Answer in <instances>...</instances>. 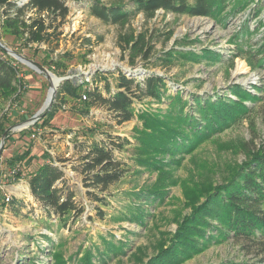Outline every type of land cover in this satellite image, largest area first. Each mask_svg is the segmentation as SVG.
<instances>
[{"label": "rangeland", "instance_id": "rangeland-1", "mask_svg": "<svg viewBox=\"0 0 264 264\" xmlns=\"http://www.w3.org/2000/svg\"><path fill=\"white\" fill-rule=\"evenodd\" d=\"M10 1L18 7L27 2ZM260 1L264 5V1ZM90 2L67 1V16L52 22V28L46 32L51 36L50 42L24 46L25 41L20 36L1 26L0 42L35 63L45 55L51 60L68 56L64 60V72L61 68L60 76L52 74L58 78L69 77L68 81L77 83L89 82L91 88L98 86L104 96L99 79L112 83L121 72L138 80L150 75L161 76L170 92L180 90L184 98L192 93L204 99L216 94L237 101L231 90L237 87L255 97V101H243L248 113L236 116L232 126L185 153L171 155L162 151L151 166L134 160L135 155L143 156L139 147L134 149L132 145L122 151L115 150L114 156L127 166V172L99 192L82 186V176L77 170L81 166L82 146L89 140L107 142L109 138H126L133 144V135L145 131L143 123L135 118L116 125L105 107L96 105L85 113L82 103L65 95L49 124L16 129V125L41 109L49 85L42 74L9 56L15 61L26 89L18 91L17 100L10 107L1 103L6 111L2 125L5 130L11 129L0 156V264H81L87 253L92 254L90 264H150L159 251L167 250L175 242L178 227L203 202L210 188L220 184L264 146V93L258 89L264 85V69L249 65L244 56L235 55L237 47L244 50L246 44L255 49L259 47L263 27L251 35L241 32L244 22L250 32L254 30L256 21L264 19V8L255 18L249 19L250 11L245 9L225 23L157 10L152 15L137 14L123 25H106L90 15ZM249 6L252 8L251 4ZM36 17L38 14L33 10H24L26 24L28 18ZM42 17L49 22L48 16ZM130 35L144 38L151 48L147 59L129 54L127 48L131 44L127 46L125 40ZM236 35L239 37L235 38ZM234 40L239 43L236 45ZM172 50L191 57L163 63L161 59ZM206 51L221 58L203 57ZM0 58L5 59L1 52ZM165 107L143 100L137 103L136 114L144 110L153 113ZM24 152L22 160L14 164L19 165L22 179L11 182L12 163ZM51 160L64 172L66 184L75 193L77 206L83 208L77 218L62 221L54 215L47 216L30 195L28 174L44 161ZM161 189L164 191L161 200L145 197ZM87 192L103 198L105 205L91 200ZM5 197L9 198L8 202ZM98 210L102 216L97 214ZM137 217L139 220H135ZM102 240L111 242L112 253L104 255ZM240 247L233 239L208 241L175 264L259 263L254 249L247 253Z\"/></svg>", "mask_w": 264, "mask_h": 264}, {"label": "trees", "instance_id": "trees-1", "mask_svg": "<svg viewBox=\"0 0 264 264\" xmlns=\"http://www.w3.org/2000/svg\"><path fill=\"white\" fill-rule=\"evenodd\" d=\"M67 1L82 0H27L21 7L10 0H0V26L11 34L20 36L25 41L24 46L28 43L50 42L51 36L46 32L52 28V22L58 18L63 20L67 16ZM90 1L88 12L106 25H123L137 14L152 15L157 10L174 15L204 17L225 23L229 17L245 9L250 11L249 19L255 18L264 8L260 0L257 2L255 0H130L128 4L120 0ZM25 9L33 10L38 14L34 19L28 18V24L23 19ZM42 15L48 16V23ZM262 27L264 28V19L256 21V26L251 32L247 22H244L241 34L251 35L259 32ZM125 41L127 46L131 44L127 48L130 55L148 58L151 48L146 45L142 36L130 35ZM234 41L236 45L239 43L238 40ZM258 45L256 49L249 44H246L245 50L237 47L235 55L244 56L249 65L264 69V34ZM0 52L5 55V59L0 58L1 136L6 129L2 125V122H5L6 111L1 107V103H7L8 107L14 104L22 82L19 71L14 65L15 61L1 49ZM181 57L191 56L172 50L166 53L161 61L171 63ZM203 57L221 58L211 51H206ZM66 58L68 56L51 60L45 55L36 64L60 76V69H63V73L66 68L64 66ZM99 81L103 83L101 89L105 92V96L98 86L91 88L89 82L77 83L68 80L63 82L57 89L51 108L33 124L40 127L49 124L56 114L58 103L64 100L65 95L82 103L85 113L96 105L105 107L111 113L116 125L135 118L143 123L142 128L145 131L133 135V144L126 138H109L107 142L89 140L82 146L81 166L77 168L82 176V186L85 189H97L99 192L105 191L127 172V166L114 156L115 150L122 151L124 147L132 145L134 149L139 147L143 156L139 158L135 155L134 160L151 166L162 151L171 155L185 153L216 132L232 126L236 122L234 120L236 116L248 113L243 101H255V97H251L237 87L231 89L234 90L233 94L237 97V101L216 94L214 97L206 96L204 99L192 93L189 98H184L180 90H176L174 94L170 92L165 79L157 75L138 80L120 72L112 83L105 78H100ZM258 89L264 93V85ZM143 100H150L166 107L153 113L144 110L138 115L136 106ZM8 136L9 134L5 141ZM25 154L26 152L14 160L12 166L22 160ZM131 158L133 160V157ZM21 177L18 172L10 181H18L22 179ZM26 179L31 197L46 211L47 216L54 215L65 221L70 217L77 218L83 213V208H79L74 200V191L66 184L64 172L54 164V161H44L30 172ZM162 191L163 189L155 190L145 197L159 201L163 198ZM195 193L197 196L196 191ZM87 195L91 200L105 205V200L96 194L87 192ZM184 196L187 199V187ZM204 197L203 202L195 207L178 227L179 235L171 247L159 251L150 264H175L187 257L189 251L196 250L198 246H203L208 241L224 242L229 239L240 243L242 251L250 253L254 249L259 257L258 264H264V146L262 150L250 155L230 175L224 177L220 184L212 186ZM11 204L14 205L15 201L13 200ZM97 214L103 215L99 210ZM135 220H139L138 217ZM102 244L105 248L104 255L112 253L114 246L110 241L102 240ZM91 257L92 254L87 253L80 261L81 264H90Z\"/></svg>", "mask_w": 264, "mask_h": 264}, {"label": "water", "instance_id": "water-1", "mask_svg": "<svg viewBox=\"0 0 264 264\" xmlns=\"http://www.w3.org/2000/svg\"><path fill=\"white\" fill-rule=\"evenodd\" d=\"M0 49L5 54H7L8 56L12 57L15 61L24 64L25 66L29 67L30 69L34 70L35 72H37L39 74H42L46 78V80L48 82V85H49L48 93H49L50 89L52 88L51 78H56L58 80V83H57L56 87L52 89V92H51V95H50L49 99L46 98V100H45L43 106L41 107V109L35 115H33L31 118H29L28 120H26L23 123L15 126L16 129L17 128L19 129L21 127L22 128L23 127H29V126L33 125L35 122H37L42 117V115L51 108V106L53 104V101H54L55 94L57 92V89H58L59 85L62 84L63 82H65V81H67L69 79V77L58 78V77L54 76L46 68L36 64L35 62H33V61L29 60V59L24 58L20 54H17L15 52L5 48L1 44V42H0ZM10 129L11 128H9L8 130H5L3 132V134H2V136H1V139H0V156H1V153H2V150H3V145H4V142H5V138H6V136H7V134H8Z\"/></svg>", "mask_w": 264, "mask_h": 264}, {"label": "built area", "instance_id": "built-area-1", "mask_svg": "<svg viewBox=\"0 0 264 264\" xmlns=\"http://www.w3.org/2000/svg\"><path fill=\"white\" fill-rule=\"evenodd\" d=\"M26 89V86L23 84V85H21L20 87H19V89H18V91H20V90H25ZM83 99H84V97H83ZM19 172V165H14V166H12V168H11V172H10V178L11 179H13V177L17 174ZM6 202H8V200H9V198L8 197H5V199H4Z\"/></svg>", "mask_w": 264, "mask_h": 264}, {"label": "bare ground", "instance_id": "bare-ground-1", "mask_svg": "<svg viewBox=\"0 0 264 264\" xmlns=\"http://www.w3.org/2000/svg\"><path fill=\"white\" fill-rule=\"evenodd\" d=\"M58 83V80L56 78H51V84H52V88L50 89L48 95H47V98L49 99L50 95H51V92H52V89L56 87Z\"/></svg>", "mask_w": 264, "mask_h": 264}]
</instances>
